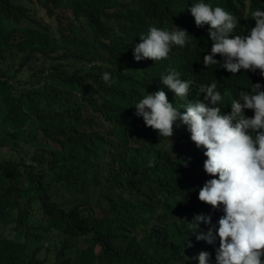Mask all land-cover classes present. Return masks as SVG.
Returning a JSON list of instances; mask_svg holds the SVG:
<instances>
[{
    "label": "trees",
    "instance_id": "16d2710c",
    "mask_svg": "<svg viewBox=\"0 0 264 264\" xmlns=\"http://www.w3.org/2000/svg\"><path fill=\"white\" fill-rule=\"evenodd\" d=\"M195 3L0 0V155L11 152L0 157V264H199L202 251L216 264L219 237L197 241L186 226L210 215L200 229L215 231L224 214L198 199L218 178L204 150L182 139L171 147L133 106L162 63L137 68L131 43L150 26L186 29L164 64L188 78L204 34L173 19L185 22ZM118 47L123 58L108 53Z\"/></svg>",
    "mask_w": 264,
    "mask_h": 264
},
{
    "label": "clouds",
    "instance_id": "9594fccd",
    "mask_svg": "<svg viewBox=\"0 0 264 264\" xmlns=\"http://www.w3.org/2000/svg\"><path fill=\"white\" fill-rule=\"evenodd\" d=\"M186 15L185 22L175 16V24L200 28L206 42L189 64L188 78L164 64L174 62L175 46L186 45V29L150 26L131 43L137 68L162 63L147 85L151 90L133 105L135 115L169 138L171 147V139H182L204 150V170L218 178L204 183L198 199L224 214L215 231L200 229L201 222L211 224L210 215L184 221L197 241L214 244L219 237L216 264H264V0H233L228 8L198 0L190 8L186 4ZM108 53L123 58L120 47ZM102 79L112 82L107 72ZM197 79L207 82L195 87ZM74 100L81 103L78 96ZM147 147L144 140L138 145ZM198 260L209 264L210 253L200 252Z\"/></svg>",
    "mask_w": 264,
    "mask_h": 264
},
{
    "label": "rangeland",
    "instance_id": "374dc122",
    "mask_svg": "<svg viewBox=\"0 0 264 264\" xmlns=\"http://www.w3.org/2000/svg\"><path fill=\"white\" fill-rule=\"evenodd\" d=\"M6 130H8V129H6ZM40 148H41V147H40ZM9 155H10V154H8V153L5 154V156H9ZM16 160H18V158H16Z\"/></svg>",
    "mask_w": 264,
    "mask_h": 264
}]
</instances>
